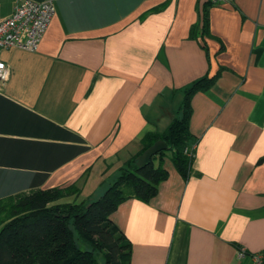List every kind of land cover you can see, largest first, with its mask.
Returning a JSON list of instances; mask_svg holds the SVG:
<instances>
[{"label": "crops", "instance_id": "0c3cea01", "mask_svg": "<svg viewBox=\"0 0 264 264\" xmlns=\"http://www.w3.org/2000/svg\"><path fill=\"white\" fill-rule=\"evenodd\" d=\"M16 1L0 0V19ZM51 1L37 49L0 53V200L71 185L76 203L99 198L208 75L191 98L189 175L159 155L156 194L111 219L130 264H252L264 251V0Z\"/></svg>", "mask_w": 264, "mask_h": 264}, {"label": "trees", "instance_id": "16d2710c", "mask_svg": "<svg viewBox=\"0 0 264 264\" xmlns=\"http://www.w3.org/2000/svg\"><path fill=\"white\" fill-rule=\"evenodd\" d=\"M214 80L207 75L186 87L178 116L163 134H146L138 155L160 139L168 148L142 168L136 165L138 155L133 157L99 198L60 201L79 194V188L71 185L0 200V264H101L100 259L104 264H130L131 243L111 214L128 198L146 200L156 194L167 169L154 161L166 151L181 174L189 175L192 159L185 149L191 139V98Z\"/></svg>", "mask_w": 264, "mask_h": 264}, {"label": "built area", "instance_id": "2783aa9c", "mask_svg": "<svg viewBox=\"0 0 264 264\" xmlns=\"http://www.w3.org/2000/svg\"><path fill=\"white\" fill-rule=\"evenodd\" d=\"M210 1L214 4L229 2V0ZM54 14L55 7L51 0H17L12 13L0 19V53L12 47L37 49ZM8 74L9 68L0 58V89ZM185 153L191 159L194 156L193 149L189 146L186 147ZM242 254L243 252H240V255ZM252 264H264V251L253 255Z\"/></svg>", "mask_w": 264, "mask_h": 264}, {"label": "water", "instance_id": "95a60500", "mask_svg": "<svg viewBox=\"0 0 264 264\" xmlns=\"http://www.w3.org/2000/svg\"><path fill=\"white\" fill-rule=\"evenodd\" d=\"M168 148L164 140H157L147 149H145L140 155L137 156L136 165L139 168L145 167L149 164L151 158L157 153L166 150Z\"/></svg>", "mask_w": 264, "mask_h": 264}, {"label": "rangeland", "instance_id": "374dc122", "mask_svg": "<svg viewBox=\"0 0 264 264\" xmlns=\"http://www.w3.org/2000/svg\"><path fill=\"white\" fill-rule=\"evenodd\" d=\"M165 153H167V155L171 154L169 151H166ZM72 198H73L72 196L71 197H65V198L61 199L60 201H63V202H65V201H72ZM100 263L101 264H104V262L102 261V259H100Z\"/></svg>", "mask_w": 264, "mask_h": 264}]
</instances>
